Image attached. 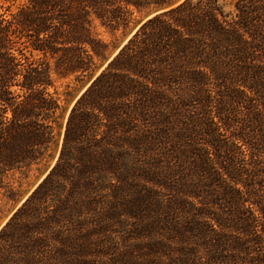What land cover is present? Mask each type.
<instances>
[{
	"label": "trees",
	"instance_id": "1",
	"mask_svg": "<svg viewBox=\"0 0 264 264\" xmlns=\"http://www.w3.org/2000/svg\"><path fill=\"white\" fill-rule=\"evenodd\" d=\"M16 1L0 0V187L9 172L44 166L0 229V264H41L61 228L83 211L76 206L95 187L92 175L109 171L131 188L136 172L128 157L148 149L144 128L155 89L190 81L202 114L208 78L227 80L236 65L246 74L244 86L264 93V0H234L232 18L218 0ZM135 12L143 16L138 29L109 51L96 22L117 31ZM70 77L81 85L64 122L55 82ZM221 109L216 118L226 128ZM207 129L199 134L216 156L222 143ZM207 164L202 160L199 171L209 172ZM210 200L225 202L218 194ZM236 213L233 228L242 225ZM16 253L23 255L18 261Z\"/></svg>",
	"mask_w": 264,
	"mask_h": 264
},
{
	"label": "rangeland",
	"instance_id": "2",
	"mask_svg": "<svg viewBox=\"0 0 264 264\" xmlns=\"http://www.w3.org/2000/svg\"><path fill=\"white\" fill-rule=\"evenodd\" d=\"M218 2L225 14L235 16L234 0ZM141 16L135 12L128 25L117 31L96 22V33L109 51L122 47L138 29ZM249 63L255 68L260 64ZM226 72L227 80L209 77L206 81L208 105L202 114L190 81L174 79L164 90L153 91L144 128L148 149L128 157L136 172L131 188L109 171L92 175L95 187L83 205L76 206L83 211L73 213L61 228L40 257L41 264H257L264 258V93L248 90L246 74L236 65ZM55 85L62 101L59 121L65 122L72 106L68 101L76 97L81 84L70 77L56 80ZM233 100L238 103L232 105ZM220 107L227 115L226 128H220L216 118ZM208 127L222 143L216 156L207 137L199 134ZM183 130L190 134L184 137ZM114 157L121 168L120 158ZM202 160L209 172L199 171ZM43 166L3 177L0 229L22 205L20 199L30 192ZM214 194L225 202L211 201ZM235 211L242 225L233 228L228 224ZM14 257L18 261L23 255Z\"/></svg>",
	"mask_w": 264,
	"mask_h": 264
},
{
	"label": "bare ground",
	"instance_id": "3",
	"mask_svg": "<svg viewBox=\"0 0 264 264\" xmlns=\"http://www.w3.org/2000/svg\"><path fill=\"white\" fill-rule=\"evenodd\" d=\"M6 221V220H5Z\"/></svg>",
	"mask_w": 264,
	"mask_h": 264
}]
</instances>
